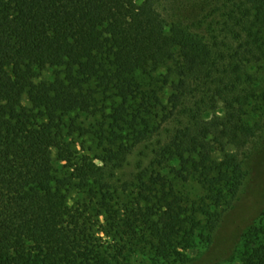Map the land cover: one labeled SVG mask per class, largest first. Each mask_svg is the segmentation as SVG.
<instances>
[{
    "label": "trees",
    "instance_id": "1",
    "mask_svg": "<svg viewBox=\"0 0 264 264\" xmlns=\"http://www.w3.org/2000/svg\"><path fill=\"white\" fill-rule=\"evenodd\" d=\"M157 1L0 0V264H124L128 249L154 263L184 262L237 196L256 136L247 120L259 99L250 71H264V0H216L207 13L210 0H195L205 13L185 8L169 27ZM162 68L169 107L154 83ZM107 99L100 165L83 159L74 177L56 178L53 153L69 161L66 135L78 128L71 116L94 114ZM217 103L221 117L211 116ZM158 135L151 167L171 164L173 177L143 173L138 211L122 223L107 182ZM75 177L92 186L101 225L69 206ZM179 180L196 181L204 196L189 202ZM99 232L118 237L117 251ZM240 264H264V226L245 234Z\"/></svg>",
    "mask_w": 264,
    "mask_h": 264
},
{
    "label": "rangeland",
    "instance_id": "2",
    "mask_svg": "<svg viewBox=\"0 0 264 264\" xmlns=\"http://www.w3.org/2000/svg\"><path fill=\"white\" fill-rule=\"evenodd\" d=\"M195 0H158L156 8L163 16L167 26L174 21V17L183 12L185 8L192 10L193 14L200 16L209 10L208 8L216 7V0H210L208 6L202 9ZM230 3L229 1L227 2ZM226 3V4H227ZM218 5V3H217ZM214 7V8H215ZM202 9V11H201ZM220 12V13H219ZM211 18L213 26L218 27L219 18ZM209 20L207 21V23ZM207 27L202 25L196 27L199 34L203 35L207 32ZM250 73L254 75L258 101L252 105L249 111L248 123L256 128V136L249 144V158L244 162V179L241 188L229 206L220 209L221 216L214 230L209 234V240L197 244L195 248L186 253L184 262L154 263L151 255L146 252H137L128 249L126 256L128 262L124 264H240L243 239L245 234L252 226H264V71L253 68ZM50 71L44 72L42 78L49 79ZM155 84L163 88L166 92L164 99L166 105L170 94L169 83L165 79V69L162 68L154 75ZM112 100H104L100 105L99 111L87 116L72 115L76 130H71L66 135L67 152L66 157L69 161H60L57 153H53L54 175L56 178L76 175L74 169L80 160L86 159L100 165V158L103 155V146L100 145L98 137L108 122V116L111 112ZM216 110L211 116L221 117L223 108L221 103L215 104ZM80 128V129H79ZM166 130V129H165ZM163 140V135L154 137L146 145H140L133 149L127 163L120 169L113 171V177L107 182V189L104 191L105 199L113 207L122 223L126 221V215L131 211H138L136 204V194L139 189L138 178L144 173L150 175L152 171L160 172L161 175L168 177L170 180L173 175L168 173L171 164L164 167H151L153 160V151L157 148V143ZM215 158H220L219 153H214ZM171 163V162H170ZM165 168V169H163ZM177 191L181 196L187 198L189 202L198 200L204 196L201 187L194 180L183 182L182 180L174 181ZM92 186L81 187L78 180L73 179V186L67 192V200L69 206L73 208H87L85 217L93 224L99 226L103 223V217H98L100 211H91L89 203L88 190ZM101 195H98V199ZM97 198L95 200H98ZM88 206V207H87ZM97 237L104 248H110L113 254L117 251L120 242L118 237L99 232Z\"/></svg>",
    "mask_w": 264,
    "mask_h": 264
}]
</instances>
